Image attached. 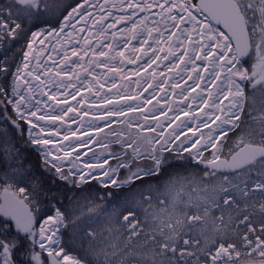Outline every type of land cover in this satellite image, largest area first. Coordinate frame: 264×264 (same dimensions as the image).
I'll return each instance as SVG.
<instances>
[{"label": "snow or ice", "instance_id": "1", "mask_svg": "<svg viewBox=\"0 0 264 264\" xmlns=\"http://www.w3.org/2000/svg\"><path fill=\"white\" fill-rule=\"evenodd\" d=\"M0 49V264H264V0H7Z\"/></svg>", "mask_w": 264, "mask_h": 264}, {"label": "rangeland", "instance_id": "2", "mask_svg": "<svg viewBox=\"0 0 264 264\" xmlns=\"http://www.w3.org/2000/svg\"><path fill=\"white\" fill-rule=\"evenodd\" d=\"M1 2L4 3L2 0ZM132 67L133 66H129L128 69L126 70H131ZM145 95H148V93H145ZM151 106L152 105H148L149 108H151ZM100 124L102 126V130H99V131L96 130V132L97 134H100V133H103V134L100 136L93 137V142L90 144H91V147L93 146H96V147L94 149L90 148L91 150H89L87 155L92 156L93 152H95L97 156H99L100 158H104L108 156L109 153L123 152L124 149H122L120 147V144L117 142L118 140L117 136L111 133L113 132V130L119 131L124 126L122 124L117 123L116 118H113V123L111 125V128L107 126H103V121H101ZM124 131L127 132L128 130L125 128ZM204 131L207 132L208 129H204ZM181 139H183V136L181 137ZM105 145H107V147H105ZM127 151L131 153V149H128ZM185 154L187 155V153ZM205 155H208V153L206 152ZM124 158L128 159L129 157L126 156ZM109 163L114 165L116 161L114 159H110ZM105 167H107V165H105ZM171 180L175 183L177 188L184 189L185 199H188L189 197H191L194 200L204 194V189L206 187L210 188L213 185H219L224 182L223 176L216 177L210 182L198 181V180H194L189 177H179V178L171 179ZM194 188L196 189L195 191L192 190ZM153 210H156V207H152L151 209H149V212ZM226 215L227 214H225V216Z\"/></svg>", "mask_w": 264, "mask_h": 264}, {"label": "trees", "instance_id": "3", "mask_svg": "<svg viewBox=\"0 0 264 264\" xmlns=\"http://www.w3.org/2000/svg\"><path fill=\"white\" fill-rule=\"evenodd\" d=\"M2 1H4V0H2ZM13 52H15V49H13ZM8 56L11 57L12 56V53H8ZM4 57H5V51L2 50V49H0V61H2L4 59ZM8 79H9V84H10L11 78L9 77ZM259 104H260V97H259V95H257V107H259ZM229 135L230 136H234V133H229ZM18 143L20 144V146L22 148L25 147V145L23 144V142L18 141ZM30 147L31 146H27L28 149H30ZM165 155H167V153H165ZM36 156H38V154L32 153L31 156L28 157V160H29V162L32 165H35L36 164V159H35ZM171 163L173 164V167L166 170L168 173H172L170 179H176V178H179V177H189V178H192V179L198 180V181L210 182L213 179H215L216 177H221L222 176L220 174H217L214 177H205L204 174H203V171L196 169L195 166H193L192 168H184V167H181V166H179L178 161L175 160V159L172 160ZM49 183H51V180H49ZM55 183L56 184H63V181L57 180ZM91 183L95 184V181H91ZM98 187L99 186H97V188ZM101 193L104 194L105 197H107V190H105V189H99L98 196ZM153 195L155 196V194H153ZM65 203H67V201H65ZM145 207H147V205H145ZM152 207H156L155 201H154ZM213 210H215V209H213ZM217 215H219V212H217ZM144 216H145V213L144 212H141L140 219H141L142 222L144 220ZM257 230H259V226L258 225H257Z\"/></svg>", "mask_w": 264, "mask_h": 264}, {"label": "bare ground", "instance_id": "4", "mask_svg": "<svg viewBox=\"0 0 264 264\" xmlns=\"http://www.w3.org/2000/svg\"><path fill=\"white\" fill-rule=\"evenodd\" d=\"M126 71H128V70H126ZM72 103H75V101H72ZM86 119H89V118H86ZM160 119L163 120L164 117L161 116ZM213 126H215V125H213ZM72 127L75 128L76 125L73 124ZM171 130H172L171 128L168 129L169 132H170ZM203 131H204V129H203ZM102 134H103V133L97 134L96 130H92V137L100 136V135H102ZM189 134H190V133H189ZM181 137H182V136H181ZM84 139H87V137H84ZM95 147H96V146L91 147V144H89L88 148L81 149V152H82V153H83V152H87V154H88L89 149H90V148L94 149ZM89 157H91V156L87 155V156H84L83 158H84V159H87V158H89ZM98 157H99V156H98ZM99 158H100V157H99ZM101 159H103V158H101Z\"/></svg>", "mask_w": 264, "mask_h": 264}, {"label": "flooded vegetation", "instance_id": "5", "mask_svg": "<svg viewBox=\"0 0 264 264\" xmlns=\"http://www.w3.org/2000/svg\"><path fill=\"white\" fill-rule=\"evenodd\" d=\"M3 2H4V3H6V2H7V0H4ZM4 3H2V2H1V0H0V4H4Z\"/></svg>", "mask_w": 264, "mask_h": 264}, {"label": "water", "instance_id": "6", "mask_svg": "<svg viewBox=\"0 0 264 264\" xmlns=\"http://www.w3.org/2000/svg\"><path fill=\"white\" fill-rule=\"evenodd\" d=\"M202 167V166H201Z\"/></svg>", "mask_w": 264, "mask_h": 264}]
</instances>
